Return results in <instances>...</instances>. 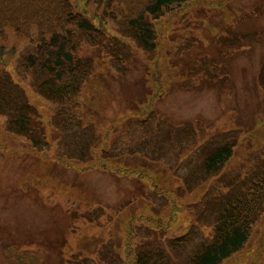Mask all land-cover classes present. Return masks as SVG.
Masks as SVG:
<instances>
[{
	"label": "rangeland",
	"instance_id": "obj_1",
	"mask_svg": "<svg viewBox=\"0 0 264 264\" xmlns=\"http://www.w3.org/2000/svg\"><path fill=\"white\" fill-rule=\"evenodd\" d=\"M67 1L95 39L77 34L75 56L94 66L73 100L37 92L34 36L0 40L15 49L0 55V264H186L226 199L264 183V0L173 7L151 21V53L94 0ZM23 102L39 147L10 125ZM222 145L232 158L209 177L203 160ZM97 159L143 177L82 171ZM260 211L222 264H264Z\"/></svg>",
	"mask_w": 264,
	"mask_h": 264
},
{
	"label": "trees",
	"instance_id": "obj_2",
	"mask_svg": "<svg viewBox=\"0 0 264 264\" xmlns=\"http://www.w3.org/2000/svg\"><path fill=\"white\" fill-rule=\"evenodd\" d=\"M190 1L94 0V5L114 22H122L134 44L144 52L151 53L156 48V32L151 21L159 20L165 11L173 7L183 8ZM8 29L17 37L27 40L34 36L35 50L26 58L25 68L36 77L37 92L55 104L73 100L88 78L92 65L75 56L77 34L91 36L93 27L89 21L76 13L67 0H0V40L4 43H7ZM90 39L95 41L92 37ZM0 55H15V49L1 47ZM18 104L16 111L21 109L22 112L12 116L10 125L16 128L18 134H30V143H33V147H39L31 136L32 119L28 112L31 109L25 102ZM233 149V145H222L210 151L202 164L205 174L210 177L221 172L232 158ZM95 167L111 171L99 159L94 166L85 167L82 171ZM111 172L124 177H143L140 171L114 169ZM259 183L255 188L248 189L251 193L243 194H252V198L237 192L233 199H226L215 220L212 235L207 243L199 246L186 264H222L243 249L264 202V183ZM155 193L166 197V193L158 189H155ZM261 212L263 210L258 216ZM148 260L146 256L138 254L132 264H148Z\"/></svg>",
	"mask_w": 264,
	"mask_h": 264
}]
</instances>
